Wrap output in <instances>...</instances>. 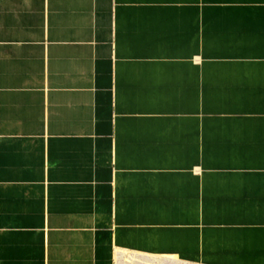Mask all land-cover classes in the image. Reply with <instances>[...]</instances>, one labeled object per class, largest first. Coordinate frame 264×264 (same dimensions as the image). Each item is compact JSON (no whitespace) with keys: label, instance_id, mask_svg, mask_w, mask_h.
I'll use <instances>...</instances> for the list:
<instances>
[{"label":"crops","instance_id":"1","mask_svg":"<svg viewBox=\"0 0 264 264\" xmlns=\"http://www.w3.org/2000/svg\"><path fill=\"white\" fill-rule=\"evenodd\" d=\"M121 255L264 264V0H0V264Z\"/></svg>","mask_w":264,"mask_h":264},{"label":"rangeland","instance_id":"2","mask_svg":"<svg viewBox=\"0 0 264 264\" xmlns=\"http://www.w3.org/2000/svg\"><path fill=\"white\" fill-rule=\"evenodd\" d=\"M121 256L123 257V263H120V264H136V263H134V259H138L135 256H126V257H124L123 255H121ZM170 263H172V262H170ZM145 264H163V263L153 260V261H147V263H145ZM166 264H169V263H166Z\"/></svg>","mask_w":264,"mask_h":264},{"label":"bare ground","instance_id":"3","mask_svg":"<svg viewBox=\"0 0 264 264\" xmlns=\"http://www.w3.org/2000/svg\"><path fill=\"white\" fill-rule=\"evenodd\" d=\"M148 259V258H147ZM134 263H136V264H145V263H147V262H140L139 261V258L138 259H134Z\"/></svg>","mask_w":264,"mask_h":264}]
</instances>
